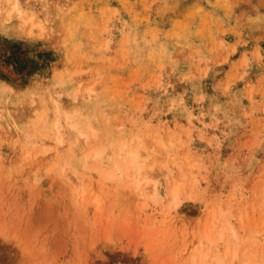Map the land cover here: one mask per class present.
<instances>
[{
    "label": "rangeland",
    "instance_id": "374dc122",
    "mask_svg": "<svg viewBox=\"0 0 264 264\" xmlns=\"http://www.w3.org/2000/svg\"><path fill=\"white\" fill-rule=\"evenodd\" d=\"M0 264H264V0H0Z\"/></svg>",
    "mask_w": 264,
    "mask_h": 264
},
{
    "label": "bare ground",
    "instance_id": "6f19581e",
    "mask_svg": "<svg viewBox=\"0 0 264 264\" xmlns=\"http://www.w3.org/2000/svg\"><path fill=\"white\" fill-rule=\"evenodd\" d=\"M130 163H131V165L132 166H135V169H136V171L135 172H138L139 170H140V167H141V165L138 163V160H137V157H136V153L135 152H132L131 153V160H130ZM137 175L139 174V173H136ZM136 178H137V176H136ZM141 178V177H140ZM142 179H146V181H147V177H144V178H142ZM152 179V178H151ZM151 179H149V182H151ZM140 181H142V180H135V183H136V185H139V183H140ZM150 184V186L148 187V186H144L143 185V187H141V190H144L143 191V194H145V192L147 191V187L148 188H151V190H154V192H156L155 190V184L154 183H149ZM140 186V185H139ZM138 186V187H139ZM140 188V187H139ZM172 194H174V195H176V189L175 188H172Z\"/></svg>",
    "mask_w": 264,
    "mask_h": 264
}]
</instances>
